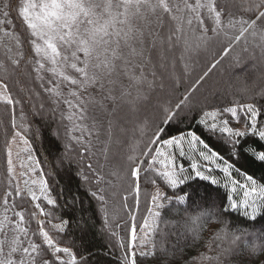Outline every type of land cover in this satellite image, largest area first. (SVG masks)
Here are the masks:
<instances>
[{
  "label": "snow or ice",
  "instance_id": "1",
  "mask_svg": "<svg viewBox=\"0 0 264 264\" xmlns=\"http://www.w3.org/2000/svg\"><path fill=\"white\" fill-rule=\"evenodd\" d=\"M244 11L251 16L237 19L221 11L217 0H195L194 3L190 0H0V104L11 106L12 129L7 141L6 176L0 180L5 187L0 196V264H106V258L111 256L110 250L93 252L87 247L88 233L94 226L91 218L72 224L73 217L63 218V212L74 210L79 197L59 203L63 189L53 196V188L26 135L29 126L24 123L21 98L14 97L5 82L10 72L28 78L29 87L20 88L27 99H32L29 93L39 95L31 87L34 80L57 109L61 103L66 106L67 112H61V119L70 122L65 126V135L68 141L83 146L84 151H89L93 137L100 139L103 128L106 139L102 141L104 147L99 155L105 161L109 159L112 144L122 143L121 138L127 135L125 125H134L132 131L137 139L147 137L138 155H128L122 172L109 174L118 181L131 178L134 191V205L127 210L130 240L127 244L119 243L124 249L122 264H159L158 254H165L166 249L162 243L157 245L154 233L165 205L169 211L173 205L193 207L197 198L203 200L201 189L208 188L201 182L218 183L212 175L217 171L227 180L225 187L231 184L233 193L238 188L242 190L244 216L256 220L258 211L264 208V185L247 173L257 162L264 166V119H261L264 103L258 107L255 102L235 98L227 104L221 103L220 89L209 84L211 75L226 58L236 65L241 63L240 52L235 49L242 40L247 45L248 37H259L264 55V0H247ZM165 14L170 23L162 37L156 29L164 27ZM197 31L195 48H205L211 58L192 83L177 95L181 78L158 73L157 66L165 67V56L160 50L153 60L152 49L156 48V39L162 42L166 39L169 48L175 42H182L180 59L185 60L186 53L193 49L188 34ZM146 34L154 37L151 48L145 46ZM243 50L248 49L245 46ZM184 71L191 72L187 61ZM46 74L49 75L46 77ZM172 97H176L175 103ZM249 99L254 101V96ZM16 105H20V124L15 115ZM39 107L44 108V103ZM95 108L113 118L105 125L97 120L99 113L90 115ZM88 120L92 121L91 126L86 123ZM233 123L241 127L235 128ZM179 124L189 127L179 129ZM191 125L200 130L199 134L191 130ZM174 127L177 134L172 135ZM116 131L120 137L115 136ZM211 138L216 140L215 145L210 144ZM70 142L64 144L68 159V150L73 147ZM18 143L27 154L26 162L19 165L14 163L12 149ZM16 155L19 157L20 153ZM89 155L96 153L89 152ZM178 157H186L190 167L178 163ZM97 164L104 167L99 160ZM77 165V175L99 205L102 230L116 236L115 228L109 223L108 188L104 186L115 189L116 185L106 180L92 163H87V172L80 167V161ZM18 167L22 171L18 172ZM234 173L246 183L233 178ZM156 178L172 195L163 191ZM142 180L153 185L155 191L146 208L147 216L142 218V236L138 242L133 213L139 212ZM127 201L128 196L123 195L121 203L125 209ZM239 207L237 200L231 199V211H238ZM220 208L222 212L227 211L223 202ZM211 215L202 212L189 216L184 225V238L190 236L194 242L211 222ZM33 222L37 227H32ZM64 233L68 237H63ZM227 235L226 229H221L216 238L222 240ZM231 236V244L238 246L241 235L232 233ZM62 239L66 246H61ZM226 251L232 249L223 250L216 257L204 255L200 262L220 264V256ZM261 251L264 244L250 248V254ZM247 264H252L251 260Z\"/></svg>",
  "mask_w": 264,
  "mask_h": 264
},
{
  "label": "trees",
  "instance_id": "2",
  "mask_svg": "<svg viewBox=\"0 0 264 264\" xmlns=\"http://www.w3.org/2000/svg\"><path fill=\"white\" fill-rule=\"evenodd\" d=\"M190 2L193 3V0H190ZM217 5L221 11L231 13L237 19L241 17L247 19L251 16L250 13L244 11V8L247 7V0H217ZM169 23L170 21L165 14L164 27L156 29L162 37L167 33ZM207 23L209 22L206 20ZM152 27L155 28V25ZM198 34V31L191 32L187 37L189 42L193 44V49L189 51V55L185 58V61L191 66L190 73L184 71L185 61L182 60L181 63L182 42H175L174 46L171 47V52L168 53L166 51L168 44L166 39L163 42L160 39H156V48L152 49L153 60L156 59L157 51L162 50L163 53L167 52L166 61H164L165 66L167 64L168 67L172 64L176 65L179 73L178 77L181 78V85L178 88L177 95L183 92L188 84L192 83L196 75L202 71L204 64L211 58L205 48H195L194 45ZM153 39L154 37L146 34L145 46L151 48ZM261 43L259 37H248L247 45L242 40L235 49V51L240 52L241 63L236 65L232 60L226 58L211 75L209 84L217 78L212 85L220 89L221 103L227 104L234 98L241 100V102H255L258 107L261 103H264V95H261L264 92V55H262L261 47L259 46ZM245 46L248 49L247 51L243 50ZM11 67L9 64V68ZM252 67H256L257 70H252ZM156 70L165 76L172 75L165 67L162 72H160L159 66H157ZM244 71L245 73H242ZM17 79L20 81L19 84L17 83ZM5 82L9 84V89L13 96L21 98L26 116L24 123L29 126V132L26 135L31 141V146L36 150L34 155L41 161V167L45 171L49 186L53 188V196L57 195L58 190L63 189L64 195L63 197H58L59 203H64L65 200H70L73 196L79 197L74 210L63 212V218L68 219L69 217H73L74 219L70 220V224L81 219L91 218L94 226L88 233L87 247L93 252L110 250L111 256L106 258V264H122L124 249L119 246V243L123 241L127 244L130 240V221L127 216V210L131 209L134 205V191L131 178L126 177L124 180L118 181L115 176L109 174L117 170L122 172L127 166L128 155H138L143 150L147 137L144 136L139 139L135 136L131 137L133 141L128 148L124 143V146L123 144L117 146L114 142L110 148L109 159L105 161L99 155V150L104 147L102 141L106 139L103 128L100 129V139L96 140L93 137L92 146L89 148V151H84L83 146L67 140V136L65 135L67 128L65 126L70 125V122L67 119H61V112L64 111L66 113V107L63 103L57 109L48 98V94L44 93L39 84L34 80L31 81V87L39 95L29 93L32 99H27L25 93L20 91V88L25 87L27 89L30 82L28 78L20 76L18 72H10ZM205 88H207V85H205ZM244 88H247L249 91L247 93L242 92L241 89ZM201 91H204V89H201ZM250 96H254V101L249 99ZM171 99L175 103L176 97H172ZM41 102L44 103V108L39 107ZM33 106H35V111H33ZM10 109L11 106L0 104V180H3L6 176L7 141L10 139L12 133ZM15 109L17 124H20V105H16ZM94 113H99V109H93L90 115ZM96 118L106 125L107 120L113 117L99 113ZM261 119H264V111H262ZM86 123L91 126L92 121L88 120ZM232 126L235 128L241 127L240 124L236 123H233ZM187 127H189L187 124L178 125L179 129ZM191 130L197 131L198 134L200 131L195 125H191ZM57 133H59V137ZM75 134L79 135V133ZM171 134H177L176 127L171 130ZM65 142L73 143V147L67 153L70 159L65 158ZM209 142L213 145L216 144L214 138H211ZM89 152L96 153V155H89ZM97 160H99L100 164L104 165L103 168L99 167ZM77 161H80V167L85 172H87V163H92L94 167L98 168L105 175L106 180L110 179L116 185L115 189L104 185L108 188L106 197L109 201V223L115 228L117 232L116 236L113 237L108 232L102 230L104 224L102 215L97 210L99 205L86 190L88 186L77 175ZM177 162L184 164L185 167H190V161L186 157H178ZM49 173L51 174L49 175ZM247 174L252 175L258 184L264 185V166H260V162L252 165ZM212 175L218 183L211 185L210 182H201L207 184L208 188L207 190L201 189L203 200L197 198L196 205L191 208H188L187 205H173L171 211H169V206L166 204L162 210L163 215L161 218H158L154 233L157 245L159 246L162 243L166 249L165 254H158L159 264H201L200 257L204 255L216 257L223 250L227 249H232V251H226L224 255L220 256V264H247L249 260H251L252 264H264V251L250 254L252 245L264 244V208L258 211L256 220L245 217L244 211L241 208L238 211H231L229 203L234 198L228 186L225 187L227 180L218 171ZM234 177L246 183L242 176L234 173ZM156 182L163 191L168 195H172V191L166 188L159 178H156ZM4 190V185L0 184V196L3 195ZM154 191L155 187L153 185L145 184L142 180L139 212L133 213L136 215L138 242L139 237L142 236L140 232L142 218H146L147 216L146 208L149 206L148 202ZM123 195L128 196L127 209L121 203ZM221 202H223L224 209H227V211H221ZM202 212L212 214L211 222L206 224V227L194 242L190 236L187 239L184 238L185 221L189 216L199 215ZM116 225H119V227H116ZM32 227H37L35 222L32 223ZM221 229H226L228 235L226 238L218 240L216 237L221 232ZM232 233L241 235V241L238 246L231 244ZM53 235L57 234L53 233ZM62 236L68 237V233H64ZM72 239H76V237H72ZM76 242L79 243V240H76ZM61 246H66L63 239L61 240ZM212 264H216V262L213 261Z\"/></svg>",
  "mask_w": 264,
  "mask_h": 264
},
{
  "label": "rangeland",
  "instance_id": "3",
  "mask_svg": "<svg viewBox=\"0 0 264 264\" xmlns=\"http://www.w3.org/2000/svg\"><path fill=\"white\" fill-rule=\"evenodd\" d=\"M194 2H195V0H193V3H194ZM181 47H182V51H183V43L181 44ZM171 50H172V49L169 48V45L167 44L166 51H168V53H170ZM182 53H183V52H182ZM188 53H189V52L186 53L185 58H187V56L189 55ZM192 54H193V53H192ZM164 56H165V60H164V61H166L167 52L164 53ZM192 57H193V56H192ZM192 59H193V58H192ZM167 61H169V60H167ZM183 61H185V60H183ZM169 62H171V61H169ZM181 63H182V60H181ZM166 68L168 69L169 73H171L172 75H175V76H177V77L179 76V73H178V71H177V67H176L175 64L169 65V67H168V64H167V65L165 66V69H166ZM159 70H160V72H162V71H163V68H160V67H159ZM252 70L255 71V70H257V68H256V67H252ZM242 73H245V71L242 72ZM221 74H222V73H221ZM221 74H220V75H221ZM48 75H49V74H46V77H47ZM216 80H217V78H215L214 80H212V82H210V84L212 85L213 83H215ZM213 81H214V82H213ZM64 91H65V93H66V92H67V89H64ZM65 107H66V106H65ZM66 112H67V108H66ZM125 127L128 129L127 135L121 138V139H122V143H120V144H116V143H115V145H117V146H121V145L124 143L125 146L128 148V147L131 145V142L133 141V139H131V137L133 138V136H134L133 131H132L134 125H132V124H127V125H125ZM115 136H116V137H120V133H119L118 131H116ZM124 144H123V146H124ZM12 149H13V160H14V163H15V164L19 165L22 161L26 162V161H25V157H26L27 154H26L25 152H23V146H22V145H20L19 143H18L17 145H12ZM17 152L20 153V156H19V157H17V155H16ZM17 171L19 172V171H22V170L19 169V167H18V168H17ZM206 174H207V173H206ZM233 178H235V177H233ZM235 179H236V178H235ZM227 183H228V182H227ZM231 187H232V185H231V184H228V189H229L230 191H231ZM231 193H232V195H233V198L237 200L238 204H240V207H239V208H241L242 211L245 212V208L243 207V200H244V197H243L242 190H240V189L238 188L237 192L233 193V192L231 191ZM247 211L250 213V212H251V208H248Z\"/></svg>",
  "mask_w": 264,
  "mask_h": 264
}]
</instances>
